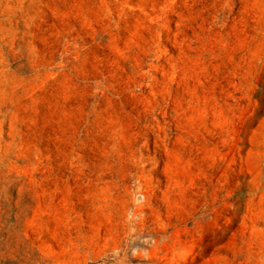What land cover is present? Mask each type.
Segmentation results:
<instances>
[{"label":"rangeland","instance_id":"374dc122","mask_svg":"<svg viewBox=\"0 0 264 264\" xmlns=\"http://www.w3.org/2000/svg\"><path fill=\"white\" fill-rule=\"evenodd\" d=\"M0 264H264V0H0Z\"/></svg>","mask_w":264,"mask_h":264}]
</instances>
